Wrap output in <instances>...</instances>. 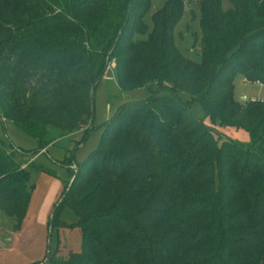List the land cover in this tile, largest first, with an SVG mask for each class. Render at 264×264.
Returning <instances> with one entry per match:
<instances>
[{
    "label": "trees",
    "instance_id": "16d2710c",
    "mask_svg": "<svg viewBox=\"0 0 264 264\" xmlns=\"http://www.w3.org/2000/svg\"><path fill=\"white\" fill-rule=\"evenodd\" d=\"M229 2L200 0L197 61L173 40L184 0H165L150 29V0H0V120L40 150L91 129L110 58L121 89L147 92L120 104L97 147L70 166L50 227L70 205L82 249L52 264H264V98L235 94L238 72L264 83V0ZM230 125L251 142L219 128ZM35 167L0 136V209L14 229Z\"/></svg>",
    "mask_w": 264,
    "mask_h": 264
},
{
    "label": "rangeland",
    "instance_id": "374dc122",
    "mask_svg": "<svg viewBox=\"0 0 264 264\" xmlns=\"http://www.w3.org/2000/svg\"><path fill=\"white\" fill-rule=\"evenodd\" d=\"M164 1L150 0V6L143 15L149 29L153 25V12L160 8ZM184 1L183 11L173 28V40L181 52L200 61L203 57L200 0ZM229 4V0H224L225 6ZM145 35L134 33L135 38ZM235 94L241 100H245L244 96L247 99L264 98V83L245 80L238 72L235 77ZM146 95V89L142 86L131 89L119 87L114 59L110 58L101 80L95 87V112L91 129L87 130V125L76 128L54 139L46 148L40 150L39 141L35 136L19 128L10 119L0 120V136L7 141L15 158L28 165L33 160L36 165L30 177L32 193L29 208L20 227L14 229L13 219L0 209V264H52L56 259L67 257L69 251L82 249V234L76 223L77 215L70 205H61L55 222L52 228L50 227L54 202L70 180V166L84 160L88 153L97 147L105 123L117 107L127 100L144 98ZM183 96L187 97L188 93L184 92ZM192 108L196 114L204 116L200 103L194 104ZM219 128L226 135L244 144L252 140L251 132L246 127L230 125ZM45 201L48 203L47 210L42 214L43 217H40Z\"/></svg>",
    "mask_w": 264,
    "mask_h": 264
},
{
    "label": "crops",
    "instance_id": "0c3cea01",
    "mask_svg": "<svg viewBox=\"0 0 264 264\" xmlns=\"http://www.w3.org/2000/svg\"><path fill=\"white\" fill-rule=\"evenodd\" d=\"M48 146V145H47ZM46 146V147H47ZM45 147V148H46ZM44 149V148H43ZM47 200V199H46ZM47 201H45V203H43V205H42V207H41V211H40V217L42 216L43 217V215H44V213H46V210H47V207H46V204H47V206H48V203H46ZM50 202V201H49ZM29 204H30V201H29ZM28 208H29V205H28ZM28 208H27V211H28ZM26 214H27V212H26ZM43 214V215H42ZM20 230V229H19ZM21 232V231H20ZM19 232V233H20ZM17 233V232H16ZM15 234V233H14ZM12 238H14V237H12Z\"/></svg>",
    "mask_w": 264,
    "mask_h": 264
},
{
    "label": "water",
    "instance_id": "95a60500",
    "mask_svg": "<svg viewBox=\"0 0 264 264\" xmlns=\"http://www.w3.org/2000/svg\"><path fill=\"white\" fill-rule=\"evenodd\" d=\"M244 98H245V99H247V97H246V96H244ZM50 223H51V219H50Z\"/></svg>",
    "mask_w": 264,
    "mask_h": 264
},
{
    "label": "built area",
    "instance_id": "2783aa9c",
    "mask_svg": "<svg viewBox=\"0 0 264 264\" xmlns=\"http://www.w3.org/2000/svg\"><path fill=\"white\" fill-rule=\"evenodd\" d=\"M257 82H260L259 80H257Z\"/></svg>",
    "mask_w": 264,
    "mask_h": 264
}]
</instances>
